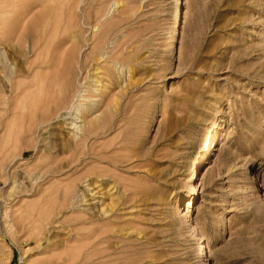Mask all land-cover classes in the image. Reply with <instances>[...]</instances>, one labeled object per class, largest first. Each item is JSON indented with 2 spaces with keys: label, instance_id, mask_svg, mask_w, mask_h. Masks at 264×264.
<instances>
[{
  "label": "rangeland",
  "instance_id": "obj_1",
  "mask_svg": "<svg viewBox=\"0 0 264 264\" xmlns=\"http://www.w3.org/2000/svg\"><path fill=\"white\" fill-rule=\"evenodd\" d=\"M0 32V264H264V0H0Z\"/></svg>",
  "mask_w": 264,
  "mask_h": 264
},
{
  "label": "bare ground",
  "instance_id": "obj_2",
  "mask_svg": "<svg viewBox=\"0 0 264 264\" xmlns=\"http://www.w3.org/2000/svg\"><path fill=\"white\" fill-rule=\"evenodd\" d=\"M181 6H183V5H181ZM181 10V9H180ZM179 13V12H178ZM182 16V15H181ZM4 19V18H3ZM178 20V19H177ZM1 33V32H0ZM2 35V34H1ZM6 36V35H5ZM43 37V36H42ZM1 39H3V38H1ZM1 41V40H0ZM18 41V40H17ZM40 41V40H39ZM77 44V43H76ZM78 45V44H77ZM58 46H60V44L58 43V45H56V47H58ZM119 46H121V45H119ZM38 47H39V49H40V52H43V51H45V49H46V45L45 44H43V42H42V40L38 43ZM74 49V48H73ZM74 50H76V47H75V49ZM70 51V53H71V50H69ZM72 52H73V50H72ZM63 54H66V53H63ZM73 54L74 55H76L75 54V52H73ZM68 55H69V53H68ZM71 55H72V53H71ZM74 55H72L73 57H76V56H74ZM72 56H69V57H71L72 58ZM100 56V55H99ZM101 56H102V54H101ZM110 56V55H109ZM65 57V56H64ZM103 57V56H102ZM114 57V56H113ZM129 57H130V55H129ZM69 58L70 60H76V58ZM99 58V57H98ZM106 58H107V56H106ZM122 58V57H121ZM69 59H67L66 61L70 64V62L72 63V61H70ZM120 59V58H119ZM124 59V58H123ZM125 59H129V58H125ZM70 61V62H69ZM93 61V60H92ZM126 61V60H125ZM124 61V62H125ZM66 62V63H67ZM124 62H122V63H120V66L117 68V71H118V73H119V75L120 76H122V84H124L125 83V85H122V86H127V85H130V86H132V66L131 67H129V66H127V65H125V63ZM127 62V61H126ZM68 63H67V66H66V68L67 69H65V71H66V74H65V88H64V90H63V92L61 93V95L58 97V100H57V102L54 104V106H53V108H52V110H51V112L49 113V115H45L44 113L42 114V117L40 118V120L41 121H44V120H46V119H50V118H52V117H54V118H59V117H61L62 116V111H64V112H66V114H69L70 112L68 111V108L69 107H71L73 104H71V101H73V100H75V98H78V97H81V98H85V96H84V94H83V92H84V89H82L81 88V86H80V88H81V90H79L78 92H77V89L75 88V82H76V79H77V77L78 76H76V73H75V71L72 69V66H71V64L70 65H68ZM89 63V62H88ZM128 63V62H127ZM44 64H46V66L47 65H50V61H44ZM74 64V63H73ZM91 64V63H90ZM94 64V63H93ZM116 64V63H115ZM78 64H76V66H77ZM75 66V67H76ZM74 67V66H73ZM88 67H89V64H88ZM77 68H78V66H77ZM86 68V65H85V63L84 62H82V63H80V66H79V70L80 71H83V69H85ZM88 69V68H87ZM99 69V68H98ZM97 68H96V70H98ZM92 70H94V68L92 69ZM95 71V70H94ZM93 71V72H94ZM85 72H86V69H85ZM84 72V73H85ZM96 72H98V71H96ZM80 73V72H79ZM88 73V72H87ZM92 74H95V73H92ZM87 75V74H86ZM96 76H95V78L92 80V81H94L95 82V84L96 85H94V86H96L95 88H94V90H99V87H97V86H99L100 84V81H99V75H98V73H96L95 74ZM93 76V75H92ZM87 77V76H86ZM90 77V76H89ZM80 78V77H79ZM91 78H93V77H91ZM90 78V79H91ZM89 79V80H90ZM121 79V78H120ZM83 80H85V79H83ZM82 81V80H81ZM81 81H80V83H81ZM85 82V81H84ZM93 82V83H94ZM99 82V83H98ZM99 84V85H98ZM77 85V84H76ZM81 85H83V84H81ZM84 87H85V85H84ZM71 106H70V105ZM68 105H69V107H68ZM93 106H97V104L96 103H93ZM79 108V107H78ZM76 109V110H79L78 111V113H76V114H79V116H72L71 118H72V120L71 121H69L67 124H69L70 125V128H71V130H72V135H73V138L77 141V142H79L80 140H82L83 141V139L84 140H86V139H88L89 137H91L92 135L93 136H97L99 133H101V132H99L98 131V128H96V126L94 127V124L93 123H91V125L90 126H88L87 128H86V130H82V128H80L78 125H76V123L78 122V121H76L78 118H81V117H83V115H82V113L80 112V110L81 109ZM83 110H84V107H83V109H82V112H83ZM88 110V113H90L91 112V110H92V107H90V108H88L87 109ZM85 112V111H84ZM74 114V113H73ZM90 114H92V113H90ZM69 119V118H68ZM67 122V121H66ZM79 128V129H78ZM98 137H99V135H98ZM212 139V138H211ZM210 141V140H209ZM209 144V143H208ZM86 148V147H85ZM210 148H211V145H209V150H210ZM204 155H205V149H203L202 151H201V154H200V156L201 157H204ZM198 158V157H197ZM199 159V158H198ZM197 161L198 160H196L195 161V164L197 163ZM101 162V161H100ZM195 167V166H194ZM191 180V179H190ZM95 182V181H94ZM95 184V183H94ZM115 185V184H114ZM112 186V189H114V191H113V193H117V186L115 187V186ZM190 188H191V186H190ZM193 188V187H192ZM193 190H195V189H193ZM79 193V192H78ZM93 194V193H92ZM83 195V194H82ZM112 195V194H111ZM76 197V196H75ZM115 197V196H114ZM85 199V198H84ZM62 200V199H61ZM64 200V199H63ZM111 201V200H110ZM102 208H104V206L102 207ZM100 209V211L102 212L103 211V213H104V215H106L107 213H109L108 211H106V210H103V209ZM112 209H113V206H112ZM113 211V210H112ZM107 212V213H106ZM117 212V211H116ZM102 213V214H103ZM46 222V221H45ZM194 234H195V232H194ZM199 234V233H198ZM193 235V234H192ZM196 235V234H195ZM198 236V235H197ZM200 236V235H199ZM192 237V236H191ZM34 238V237H33ZM197 238V237H196ZM199 238V237H198ZM36 239V238H35ZM192 240V239H191ZM196 240V239H195ZM40 244H42V241H40V239L38 240V243H37V245H40ZM204 245V244H203ZM202 245V246H203ZM204 247V246H203ZM48 248V247H47ZM199 250V249H198ZM201 251V250H200ZM203 251V250H202ZM199 252V251H198ZM199 254V253H198ZM203 254V253H202ZM202 256V255H201ZM200 257V256H199ZM37 261V260H36ZM41 262H43V263H45V264H54V262L55 261H53L52 259H44V260H42ZM33 263V262H32Z\"/></svg>",
  "mask_w": 264,
  "mask_h": 264
}]
</instances>
